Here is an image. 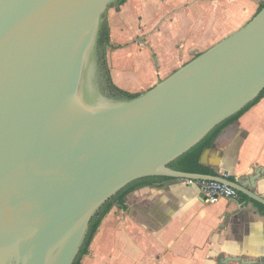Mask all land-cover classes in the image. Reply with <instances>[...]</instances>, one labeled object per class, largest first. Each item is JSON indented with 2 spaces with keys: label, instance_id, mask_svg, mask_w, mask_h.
Segmentation results:
<instances>
[{
  "label": "water",
  "instance_id": "1",
  "mask_svg": "<svg viewBox=\"0 0 264 264\" xmlns=\"http://www.w3.org/2000/svg\"><path fill=\"white\" fill-rule=\"evenodd\" d=\"M117 2L0 0V264H74L100 209L146 177L217 181L264 204L247 177L169 166L264 92V6L125 98L101 46Z\"/></svg>",
  "mask_w": 264,
  "mask_h": 264
},
{
  "label": "crops",
  "instance_id": "2",
  "mask_svg": "<svg viewBox=\"0 0 264 264\" xmlns=\"http://www.w3.org/2000/svg\"><path fill=\"white\" fill-rule=\"evenodd\" d=\"M264 0H126L106 13L105 59L140 94L243 26ZM174 50L172 61L161 57ZM168 56V55H167ZM220 159L219 166L211 161ZM204 165L264 199V96L216 138ZM250 177V178H249ZM81 264H264V204L246 193L206 203L182 179L146 182L116 204Z\"/></svg>",
  "mask_w": 264,
  "mask_h": 264
},
{
  "label": "trees",
  "instance_id": "3",
  "mask_svg": "<svg viewBox=\"0 0 264 264\" xmlns=\"http://www.w3.org/2000/svg\"><path fill=\"white\" fill-rule=\"evenodd\" d=\"M126 0H118L117 3L111 5V7H119L122 5ZM264 6V3L262 4L261 8ZM260 8V9H261ZM109 43V29L107 24L105 23L103 33L101 36V46L103 50V68L105 72V77L107 80L108 88L112 93H115L119 96L125 97V98H133L136 97L139 94L130 93L127 91H124L120 88H118L116 85H114L111 77H110V71L106 63L105 59V47ZM264 96V92L253 102H251L249 105H247L243 110L235 114L234 116L228 118L224 122H222L220 125H218L214 130H212L202 141H200L197 145H195L193 148H191L189 151L181 155L179 158L172 161L169 166L173 169L188 172V173H198V174H217L213 169L210 167L204 165L201 161V157L204 153V151L208 148H210L214 142L216 141V138L219 136V134L224 130L225 127L228 125L236 122L239 117L245 113L247 110H249L253 105H255L262 97ZM169 177H162V176H156V177H146L143 179L136 180L129 185H127L125 188H123L121 191L118 192L116 196H114L112 199H110L97 213V215L93 218L89 233L86 237L85 243L75 261L74 264H81L82 259L84 256H86L89 253L90 244L93 241L95 235L97 234V231L107 216V214L111 211L114 205L120 204L123 205L127 195L138 188L140 185L145 184L146 182H154L159 179H167ZM230 178V177H229Z\"/></svg>",
  "mask_w": 264,
  "mask_h": 264
},
{
  "label": "built area",
  "instance_id": "4",
  "mask_svg": "<svg viewBox=\"0 0 264 264\" xmlns=\"http://www.w3.org/2000/svg\"><path fill=\"white\" fill-rule=\"evenodd\" d=\"M189 182L199 187L202 198L206 203H216L221 198H234L238 196V191L225 183L191 180Z\"/></svg>",
  "mask_w": 264,
  "mask_h": 264
},
{
  "label": "rangeland",
  "instance_id": "5",
  "mask_svg": "<svg viewBox=\"0 0 264 264\" xmlns=\"http://www.w3.org/2000/svg\"><path fill=\"white\" fill-rule=\"evenodd\" d=\"M262 2L261 3H259L258 4V10L255 12V13H253L252 14V16L247 20V21H245L244 22V24L246 23V22H248L259 10H260V8H261V6H262ZM243 24V25H244ZM174 50H172L171 52H169L166 48L163 50V52H162V55H161V57H162V59H163V61L166 63H170L171 61H172V55L174 54ZM168 55V56H167Z\"/></svg>",
  "mask_w": 264,
  "mask_h": 264
},
{
  "label": "flooded vegetation",
  "instance_id": "6",
  "mask_svg": "<svg viewBox=\"0 0 264 264\" xmlns=\"http://www.w3.org/2000/svg\"><path fill=\"white\" fill-rule=\"evenodd\" d=\"M120 205V204H119Z\"/></svg>",
  "mask_w": 264,
  "mask_h": 264
}]
</instances>
